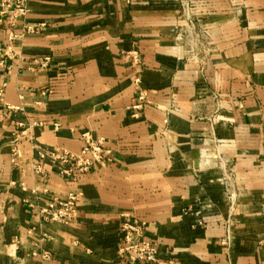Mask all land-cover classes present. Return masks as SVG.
Segmentation results:
<instances>
[{"label":"crops","instance_id":"1","mask_svg":"<svg viewBox=\"0 0 264 264\" xmlns=\"http://www.w3.org/2000/svg\"><path fill=\"white\" fill-rule=\"evenodd\" d=\"M190 1L193 22L176 0H29L14 26L0 2V264H131L133 222L154 264H264V0ZM85 133L111 152L91 173L39 158ZM70 193L74 220L45 222Z\"/></svg>","mask_w":264,"mask_h":264},{"label":"built area","instance_id":"2","mask_svg":"<svg viewBox=\"0 0 264 264\" xmlns=\"http://www.w3.org/2000/svg\"><path fill=\"white\" fill-rule=\"evenodd\" d=\"M182 8L183 15L186 20H191V1L190 0H176ZM4 7L3 14H11V25L14 26L16 21L25 18L30 13L29 0H0ZM18 38L11 34L10 41ZM36 64L43 69H46L50 64V59L37 60ZM2 92H0V96ZM139 104L134 107L135 110H140L143 107V103L146 101V95L144 93L139 94ZM82 141L84 147L77 155L67 152H40L39 158L45 160L49 158L53 165L57 168L60 175L68 178L76 179V175L85 176L96 168L97 166H103L111 160V152L106 148V142L104 139L93 140L90 134L85 133L82 135ZM18 145L15 144L12 150L13 157L18 155ZM34 172L36 174H42L43 170L39 165L34 166ZM233 172L225 171L224 184L228 189H231ZM228 198L231 203V210L234 208V197L228 193ZM79 195L76 193H70L67 199L60 201L57 199L52 200L48 207L42 209L39 215L45 222L69 224L74 220L76 215V209L79 203ZM233 211H231L232 213ZM228 232L227 237L223 240V245L230 246L231 242V219L228 220ZM145 225H140L138 222L133 224H126L122 228L125 246L122 248L123 255H127L131 264L141 263H157L158 262V248L151 241L143 239ZM138 238L137 243H133L134 238ZM44 258H48L47 255Z\"/></svg>","mask_w":264,"mask_h":264}]
</instances>
